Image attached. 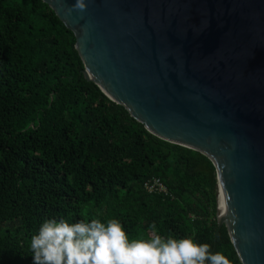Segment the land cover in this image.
<instances>
[{
    "label": "trees",
    "instance_id": "16d2710c",
    "mask_svg": "<svg viewBox=\"0 0 264 264\" xmlns=\"http://www.w3.org/2000/svg\"><path fill=\"white\" fill-rule=\"evenodd\" d=\"M84 71L46 3L0 0V264H32L30 237L60 217L117 219L130 240L191 238L241 264L218 225L213 163L148 133ZM153 180L168 194H148Z\"/></svg>",
    "mask_w": 264,
    "mask_h": 264
},
{
    "label": "water",
    "instance_id": "95a60500",
    "mask_svg": "<svg viewBox=\"0 0 264 264\" xmlns=\"http://www.w3.org/2000/svg\"><path fill=\"white\" fill-rule=\"evenodd\" d=\"M42 1L74 33L88 82L213 163L219 227L241 264H264V0Z\"/></svg>",
    "mask_w": 264,
    "mask_h": 264
},
{
    "label": "clouds",
    "instance_id": "9594fccd",
    "mask_svg": "<svg viewBox=\"0 0 264 264\" xmlns=\"http://www.w3.org/2000/svg\"><path fill=\"white\" fill-rule=\"evenodd\" d=\"M69 10L85 11V0H75ZM150 227L155 233L156 225ZM30 251L32 264H231L209 244L191 238L153 234L130 240L117 219H45L30 237Z\"/></svg>",
    "mask_w": 264,
    "mask_h": 264
},
{
    "label": "built area",
    "instance_id": "2783aa9c",
    "mask_svg": "<svg viewBox=\"0 0 264 264\" xmlns=\"http://www.w3.org/2000/svg\"><path fill=\"white\" fill-rule=\"evenodd\" d=\"M145 190L148 194L150 195H155V194H165L167 195L168 192L162 182L160 180H153L150 181L145 185Z\"/></svg>",
    "mask_w": 264,
    "mask_h": 264
},
{
    "label": "bare ground",
    "instance_id": "6f19581e",
    "mask_svg": "<svg viewBox=\"0 0 264 264\" xmlns=\"http://www.w3.org/2000/svg\"><path fill=\"white\" fill-rule=\"evenodd\" d=\"M221 209H224V199L221 197Z\"/></svg>",
    "mask_w": 264,
    "mask_h": 264
},
{
    "label": "rangeland",
    "instance_id": "374dc122",
    "mask_svg": "<svg viewBox=\"0 0 264 264\" xmlns=\"http://www.w3.org/2000/svg\"><path fill=\"white\" fill-rule=\"evenodd\" d=\"M218 194H219V192H218Z\"/></svg>",
    "mask_w": 264,
    "mask_h": 264
}]
</instances>
